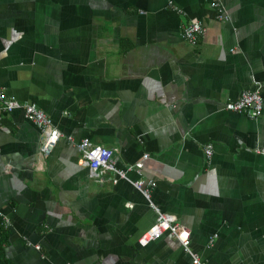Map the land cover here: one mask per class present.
I'll return each mask as SVG.
<instances>
[{
	"label": "crops",
	"instance_id": "obj_1",
	"mask_svg": "<svg viewBox=\"0 0 264 264\" xmlns=\"http://www.w3.org/2000/svg\"><path fill=\"white\" fill-rule=\"evenodd\" d=\"M245 90L257 119L225 109ZM0 92L62 134L43 156L0 112V264H193L168 233L137 243L156 214L134 181L201 264H264V0H0ZM83 138L143 166L92 176Z\"/></svg>",
	"mask_w": 264,
	"mask_h": 264
},
{
	"label": "built area",
	"instance_id": "obj_2",
	"mask_svg": "<svg viewBox=\"0 0 264 264\" xmlns=\"http://www.w3.org/2000/svg\"><path fill=\"white\" fill-rule=\"evenodd\" d=\"M223 18L226 19L225 17ZM204 32L205 29L200 22L191 21L182 28L181 37L190 44H195ZM20 108L23 109L27 120L32 122L40 130L41 143L39 152L43 156H48L62 137L61 132L52 126L51 120L44 112L37 109L34 104H20L15 98L7 97L0 92V112H12ZM225 109L244 114L250 119H257L263 111V99L258 90H245L236 100L228 102L225 105ZM77 149L80 153V162L87 166L92 176L95 177H100L105 173H112L116 178L129 181L126 177V172L132 169H140L143 166V162L141 161L127 168V170H119L113 162L112 150L94 145L86 138H83L77 143ZM205 154L207 157L211 155L210 146L206 147ZM143 159H147V155H144ZM130 183L149 202L150 207L156 214L154 225L138 238L137 243L140 246H146L150 242L160 239L163 234L168 233L181 244L184 251L190 254L193 259V264H201L189 250V232L186 228L179 224L170 223L166 216L150 202L151 183H149V187L145 186L142 181ZM128 205L131 207L130 204ZM5 222L6 225L9 223L7 220ZM36 248L38 249V247Z\"/></svg>",
	"mask_w": 264,
	"mask_h": 264
},
{
	"label": "bare ground",
	"instance_id": "obj_3",
	"mask_svg": "<svg viewBox=\"0 0 264 264\" xmlns=\"http://www.w3.org/2000/svg\"><path fill=\"white\" fill-rule=\"evenodd\" d=\"M50 119V118H49ZM55 149V148H54Z\"/></svg>",
	"mask_w": 264,
	"mask_h": 264
}]
</instances>
